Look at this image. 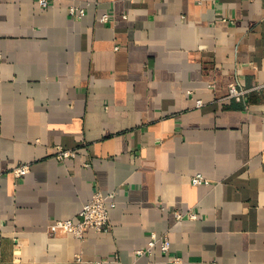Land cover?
I'll return each instance as SVG.
<instances>
[{
    "label": "crops",
    "instance_id": "crops-1",
    "mask_svg": "<svg viewBox=\"0 0 264 264\" xmlns=\"http://www.w3.org/2000/svg\"><path fill=\"white\" fill-rule=\"evenodd\" d=\"M231 83H264V0H0V264H264V89ZM96 191L108 232L47 234Z\"/></svg>",
    "mask_w": 264,
    "mask_h": 264
},
{
    "label": "built area",
    "instance_id": "built-area-1",
    "mask_svg": "<svg viewBox=\"0 0 264 264\" xmlns=\"http://www.w3.org/2000/svg\"><path fill=\"white\" fill-rule=\"evenodd\" d=\"M36 4L40 8H47L50 5L51 0H35ZM85 14V6H79L75 4H71L68 7V15L75 19H80ZM100 22L109 21L108 15L104 14L99 18ZM264 89V83L254 85L250 88H242L237 87L235 84L231 83L228 85V97L233 98L236 101H242L245 95L249 91ZM201 105V102L198 101L197 106ZM75 153L73 150L62 149L57 147V152L55 154V158L57 160L63 161L67 158L74 157ZM29 170V166L27 164H21L12 169V174L16 178L23 177ZM191 184L194 186L198 185H210L212 182L201 174H194L190 178ZM114 197L115 193L112 191L106 195L102 194L100 191H96L92 194L90 199L82 205V208L79 212L80 218L76 221L72 220H52L47 228L46 232L49 235L55 234H73L76 237H82L84 231L86 229H93L97 232H108L111 228L108 208L114 206ZM173 217L176 221H181L184 219L195 220L197 218V214L192 211L187 212H179L174 210ZM159 244L160 250L163 254H169V240L166 234H162L157 236L154 232H150L149 241L147 244V248L139 249L134 251L135 256H140L145 253H150L151 248L156 244ZM76 260L81 262V258L77 257ZM178 258L172 256L169 260V264H176L178 262ZM97 264H101V262H97Z\"/></svg>",
    "mask_w": 264,
    "mask_h": 264
}]
</instances>
